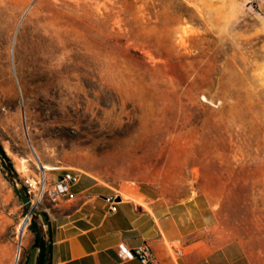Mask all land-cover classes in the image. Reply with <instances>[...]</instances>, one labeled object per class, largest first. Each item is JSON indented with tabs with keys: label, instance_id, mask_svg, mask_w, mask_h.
Segmentation results:
<instances>
[{
	"label": "rangeland",
	"instance_id": "1",
	"mask_svg": "<svg viewBox=\"0 0 264 264\" xmlns=\"http://www.w3.org/2000/svg\"><path fill=\"white\" fill-rule=\"evenodd\" d=\"M0 144V264L43 224L15 191L37 159L201 196L219 264H264V0H0Z\"/></svg>",
	"mask_w": 264,
	"mask_h": 264
},
{
	"label": "crops",
	"instance_id": "2",
	"mask_svg": "<svg viewBox=\"0 0 264 264\" xmlns=\"http://www.w3.org/2000/svg\"><path fill=\"white\" fill-rule=\"evenodd\" d=\"M72 193L45 209L48 224H37L46 264H144L121 251L142 244L150 246L158 264H219L207 234L214 212L201 196L168 203L149 187L115 188L82 175ZM108 195L119 198L115 212L108 210ZM30 235L21 264H38L40 248L33 246L35 234ZM225 264H231L229 258Z\"/></svg>",
	"mask_w": 264,
	"mask_h": 264
},
{
	"label": "built area",
	"instance_id": "3",
	"mask_svg": "<svg viewBox=\"0 0 264 264\" xmlns=\"http://www.w3.org/2000/svg\"><path fill=\"white\" fill-rule=\"evenodd\" d=\"M30 170V169H29ZM31 171V170H30ZM29 171V172H30ZM53 171H42L37 167V173L20 175V180L26 187L27 194L33 206L44 203H58L73 197L72 187L81 180V173L65 167H56ZM61 171V172H60ZM110 212L116 211L119 198L114 195L104 197ZM127 259L137 258L144 264H158V259L147 244H142L132 251L122 249Z\"/></svg>",
	"mask_w": 264,
	"mask_h": 264
},
{
	"label": "trees",
	"instance_id": "4",
	"mask_svg": "<svg viewBox=\"0 0 264 264\" xmlns=\"http://www.w3.org/2000/svg\"><path fill=\"white\" fill-rule=\"evenodd\" d=\"M0 157L1 159L4 161V163L6 165H8V163L10 165H8V168L10 170H12V166L10 163V159L8 158V156L6 155L3 147L0 144ZM30 230L35 234V241H34V247H39L40 248V254H39V260H38V264H46V260H45V245L43 243V241L40 239V231L38 228V225L34 222L31 223L30 225Z\"/></svg>",
	"mask_w": 264,
	"mask_h": 264
},
{
	"label": "water",
	"instance_id": "5",
	"mask_svg": "<svg viewBox=\"0 0 264 264\" xmlns=\"http://www.w3.org/2000/svg\"><path fill=\"white\" fill-rule=\"evenodd\" d=\"M2 164H3V166H6V164L4 163V161L2 162ZM7 170L17 180V176L15 174H13L12 170H10L9 168H7ZM15 191L18 194V196L21 198L23 205L29 210V212L31 214H34L36 216H39L42 219V222L44 224H48L46 215L44 213H42L41 211L37 210V208L32 205L29 196L26 195L23 190H21V189L18 188V184L17 183H16V186H15ZM47 250H48V248H47Z\"/></svg>",
	"mask_w": 264,
	"mask_h": 264
},
{
	"label": "bare ground",
	"instance_id": "6",
	"mask_svg": "<svg viewBox=\"0 0 264 264\" xmlns=\"http://www.w3.org/2000/svg\"><path fill=\"white\" fill-rule=\"evenodd\" d=\"M36 161L39 166V169H41L42 171L49 170V168L46 167L45 165H42V163L38 159ZM27 224H28V220H24L20 222V224H18L17 226L18 237H21L26 233Z\"/></svg>",
	"mask_w": 264,
	"mask_h": 264
}]
</instances>
